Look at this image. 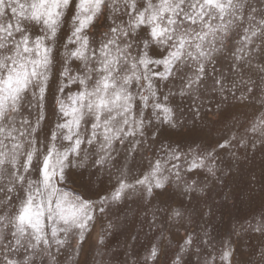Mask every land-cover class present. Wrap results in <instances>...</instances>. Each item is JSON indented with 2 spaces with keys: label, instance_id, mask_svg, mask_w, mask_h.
<instances>
[{
  "label": "snow or ice",
  "instance_id": "6c2138e0",
  "mask_svg": "<svg viewBox=\"0 0 264 264\" xmlns=\"http://www.w3.org/2000/svg\"><path fill=\"white\" fill-rule=\"evenodd\" d=\"M231 4L232 0H0V176L7 174V179L25 186L16 227L9 233L26 234L28 218L34 243L22 257L25 264L45 258L55 264L68 234L76 230L82 242L95 219L92 198L66 187L69 170L77 164L83 168L85 157H94L92 166L103 168L115 158L118 146H127L134 155L148 130L155 140L163 130L160 124L174 126L170 98L192 95L188 89L193 82L197 89L203 86L204 61L214 56L216 34L227 29L226 23L213 26V21L223 22ZM240 19L243 22L242 15ZM198 58L203 60L181 76L186 66L191 67L189 61ZM161 66L163 71L158 70ZM177 78L184 83L176 91L161 93V81ZM258 129L264 136V117L254 119L249 131ZM231 139L235 136L219 147H229ZM161 149L167 159L157 157L150 168L157 189L168 180L157 175L163 165L170 164L179 175L175 162L182 159L177 145L161 141ZM204 164L200 156L186 170L195 172ZM136 183L147 184L151 194L153 185L146 174ZM127 187L118 181L101 193L99 210H104L105 201H120ZM254 230H264V225ZM191 243L189 235L185 244ZM156 255L153 248L152 257ZM231 256V249L223 252L224 264H231ZM0 259L19 264V258L7 254Z\"/></svg>",
  "mask_w": 264,
  "mask_h": 264
},
{
  "label": "rangeland",
  "instance_id": "374dc122",
  "mask_svg": "<svg viewBox=\"0 0 264 264\" xmlns=\"http://www.w3.org/2000/svg\"><path fill=\"white\" fill-rule=\"evenodd\" d=\"M253 8L257 11L252 12ZM226 11L223 22L213 21V26L226 23L227 29L216 34L214 56L204 61L203 86L197 89L193 82L188 89L192 95L170 98L174 126L160 124L163 130L155 140L148 130L134 155L128 153L127 146H118L115 158L105 167L95 168L94 157H85L83 168L77 164L68 171L66 187L92 198L95 219L84 231L82 242L76 230L68 234L55 264H224L222 254L229 249L231 264H264V230H254L256 225H264V136L259 129L249 131L254 119L264 117V0H232ZM213 12L219 16L215 8ZM237 47L240 50L233 54ZM200 60L203 58L189 61L191 67L186 66L180 75L191 72ZM183 83L177 78L161 81L159 87L165 93L176 91ZM232 136L235 139L229 147H219ZM161 141L177 145L182 159L175 162L179 163V175L170 164L163 165L157 175L161 180L168 176V180L157 189L150 168L157 157L167 159ZM200 156L204 167L189 173L188 163L199 162ZM145 174L153 185L151 194L147 184L136 183ZM118 181L128 185L123 198L105 201L100 211L97 197ZM24 187L15 183V178L7 179V174L0 176V257L19 258V264H25L22 257L34 243L27 217L26 234L17 231L15 236L9 235L16 227ZM189 235L190 246L185 244ZM153 248L157 252L154 258ZM36 264H48V260Z\"/></svg>",
  "mask_w": 264,
  "mask_h": 264
}]
</instances>
